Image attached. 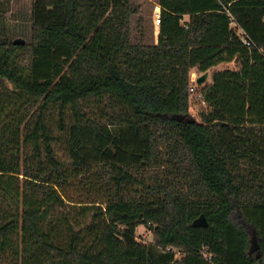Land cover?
Listing matches in <instances>:
<instances>
[{
  "label": "trees",
  "instance_id": "trees-1",
  "mask_svg": "<svg viewBox=\"0 0 264 264\" xmlns=\"http://www.w3.org/2000/svg\"><path fill=\"white\" fill-rule=\"evenodd\" d=\"M156 2L0 0V264H264V0Z\"/></svg>",
  "mask_w": 264,
  "mask_h": 264
},
{
  "label": "rangeland",
  "instance_id": "rangeland-1",
  "mask_svg": "<svg viewBox=\"0 0 264 264\" xmlns=\"http://www.w3.org/2000/svg\"><path fill=\"white\" fill-rule=\"evenodd\" d=\"M138 3H142L144 5V18H145V24H146V30L148 33L154 34V38H157L158 32H159V24L156 21V15L160 9L158 6L156 0H136ZM12 8L10 13L7 16V24L12 29H18L20 26H28L29 27V17L31 19L32 14V0H12ZM20 37V36H18ZM16 37V38H18ZM23 38V37H21ZM222 67V66H221ZM208 80L211 79V73L209 72ZM204 74V73H203ZM202 75L199 72H192L191 74V80H193L194 77H199ZM197 79V78H196ZM199 103L200 100L195 95L193 97V100L191 102V113L192 116L195 118L198 117L199 114ZM80 189L76 188L71 190V195L75 197L76 199L82 198L80 194ZM233 220L235 223H239V220L237 219V216L233 215ZM137 235L139 240H152L153 239V232L150 228L141 225L137 229Z\"/></svg>",
  "mask_w": 264,
  "mask_h": 264
},
{
  "label": "water",
  "instance_id": "water-1",
  "mask_svg": "<svg viewBox=\"0 0 264 264\" xmlns=\"http://www.w3.org/2000/svg\"><path fill=\"white\" fill-rule=\"evenodd\" d=\"M14 43L17 45H21V44H25L26 40L24 38L18 37L14 39ZM209 71L205 72L204 74L200 75L197 78V82L198 84H203L209 77ZM195 225L197 226H202V227H206L208 226V221L207 218L205 216V214H201L195 221Z\"/></svg>",
  "mask_w": 264,
  "mask_h": 264
},
{
  "label": "built area",
  "instance_id": "built-area-1",
  "mask_svg": "<svg viewBox=\"0 0 264 264\" xmlns=\"http://www.w3.org/2000/svg\"><path fill=\"white\" fill-rule=\"evenodd\" d=\"M160 12H161V10L159 9V11H158V13L156 15V21H157L158 24H160V21H161V13ZM240 31L242 32V34H244V31L242 29H240ZM246 42L248 43L249 41H246ZM196 78H198V77H194L193 80L196 81L197 80ZM191 91L196 92L195 86L191 87ZM196 97L201 99L202 98V93L198 92L196 94Z\"/></svg>",
  "mask_w": 264,
  "mask_h": 264
},
{
  "label": "crops",
  "instance_id": "crops-1",
  "mask_svg": "<svg viewBox=\"0 0 264 264\" xmlns=\"http://www.w3.org/2000/svg\"><path fill=\"white\" fill-rule=\"evenodd\" d=\"M159 6V5H158Z\"/></svg>",
  "mask_w": 264,
  "mask_h": 264
}]
</instances>
